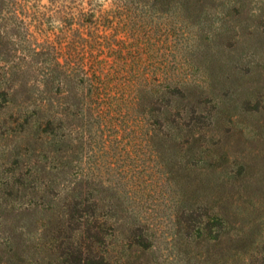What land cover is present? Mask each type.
Returning <instances> with one entry per match:
<instances>
[{"label": "rangeland", "instance_id": "rangeland-1", "mask_svg": "<svg viewBox=\"0 0 264 264\" xmlns=\"http://www.w3.org/2000/svg\"><path fill=\"white\" fill-rule=\"evenodd\" d=\"M0 264H264V0H0Z\"/></svg>", "mask_w": 264, "mask_h": 264}, {"label": "trees", "instance_id": "trees-1", "mask_svg": "<svg viewBox=\"0 0 264 264\" xmlns=\"http://www.w3.org/2000/svg\"><path fill=\"white\" fill-rule=\"evenodd\" d=\"M90 87L95 89V88H98V87H99V84H98V83H93V82H92V83L90 84Z\"/></svg>", "mask_w": 264, "mask_h": 264}]
</instances>
